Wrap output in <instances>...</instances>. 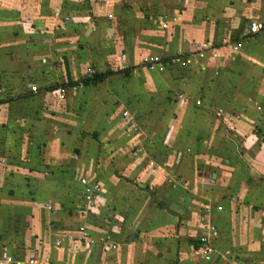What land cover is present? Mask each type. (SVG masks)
Masks as SVG:
<instances>
[{"label": "crops", "instance_id": "0c3cea01", "mask_svg": "<svg viewBox=\"0 0 264 264\" xmlns=\"http://www.w3.org/2000/svg\"><path fill=\"white\" fill-rule=\"evenodd\" d=\"M253 21L264 23V0H0V261L264 264V29L250 34ZM82 176L104 185L101 212L76 207ZM125 205L137 238L113 218ZM78 226L90 239L55 247Z\"/></svg>", "mask_w": 264, "mask_h": 264}, {"label": "built area", "instance_id": "2783aa9c", "mask_svg": "<svg viewBox=\"0 0 264 264\" xmlns=\"http://www.w3.org/2000/svg\"><path fill=\"white\" fill-rule=\"evenodd\" d=\"M264 29V23L260 21H253L250 22L248 25V31L250 34L255 35ZM243 47L242 42H238L234 45V50H239ZM202 57V54L199 55ZM218 55L217 53H213V57L216 58ZM176 63H179L182 67L186 66L189 63V60L176 58L174 60ZM144 64L149 67V69L163 71L164 68L160 62L158 57H150L144 59ZM2 94V88L0 86V95ZM59 97H63V93L60 92ZM199 104V103H197ZM123 118L125 119L126 123L129 126L134 128V120L128 115L127 112H123ZM138 138L133 140V144H137ZM136 146V145H135ZM4 164V159L0 158V165ZM150 165L153 167L155 166L153 162H150ZM171 182V180H169ZM106 189L102 182L98 179L88 176H82L78 179L76 183V188L74 191V197L76 202V207L78 210L84 213H92V212H101L104 208L107 207L106 205ZM45 207L47 209H51L50 204H46ZM217 210H221V207H217ZM77 234L75 235H62L58 236L54 239V245L57 248L62 247L64 244H69L70 248L73 249L77 243L81 242L82 240L90 239V233L88 232L85 226H78L77 227ZM93 241V240H92ZM201 243L200 254L205 261L211 260L212 256L215 254V249L210 242L209 235H205L199 238ZM0 264H37V260L35 258H29L25 261L16 260L10 256H5L1 261Z\"/></svg>", "mask_w": 264, "mask_h": 264}, {"label": "rangeland", "instance_id": "374dc122", "mask_svg": "<svg viewBox=\"0 0 264 264\" xmlns=\"http://www.w3.org/2000/svg\"><path fill=\"white\" fill-rule=\"evenodd\" d=\"M106 164H101V163L96 164V166L94 167L95 175H97V176L102 175L101 172L103 170H106L105 169ZM127 187H128V185H127ZM127 189L130 190V192L138 193L139 191H141L142 188H139L138 184L136 183L134 185L131 184V186H129ZM143 190L148 191L149 188L144 187ZM125 206H126L125 210L119 211L118 213L115 214V216L118 215V217L117 218L113 217V218L115 220V223H117V225L120 226L122 237H124L125 239H130L131 237L137 238V237H139L140 232L136 231L138 229H135V228H137V225H136L137 224V218H139V217H138V215L131 213L132 208H129L127 205H125ZM106 216H107V214L96 215V217H94L97 219L95 222L100 221V223H102L103 226H105ZM93 232H94L93 233L94 236H98L99 232L96 231V229H94ZM146 238H149V235H146Z\"/></svg>", "mask_w": 264, "mask_h": 264}, {"label": "trees", "instance_id": "16d2710c", "mask_svg": "<svg viewBox=\"0 0 264 264\" xmlns=\"http://www.w3.org/2000/svg\"><path fill=\"white\" fill-rule=\"evenodd\" d=\"M102 78H103V77H101V76H95V77L93 78V81H100V80H102Z\"/></svg>", "mask_w": 264, "mask_h": 264}]
</instances>
